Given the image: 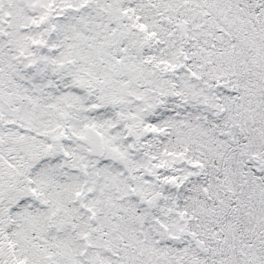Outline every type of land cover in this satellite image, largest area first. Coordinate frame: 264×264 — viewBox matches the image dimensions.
Masks as SVG:
<instances>
[{"label":"snow or ice","instance_id":"obj_1","mask_svg":"<svg viewBox=\"0 0 264 264\" xmlns=\"http://www.w3.org/2000/svg\"><path fill=\"white\" fill-rule=\"evenodd\" d=\"M0 264H264V0H0Z\"/></svg>","mask_w":264,"mask_h":264}]
</instances>
